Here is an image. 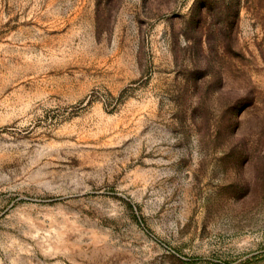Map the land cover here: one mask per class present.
<instances>
[{"label": "rangeland", "instance_id": "374dc122", "mask_svg": "<svg viewBox=\"0 0 264 264\" xmlns=\"http://www.w3.org/2000/svg\"><path fill=\"white\" fill-rule=\"evenodd\" d=\"M0 264H264V0H0Z\"/></svg>", "mask_w": 264, "mask_h": 264}]
</instances>
